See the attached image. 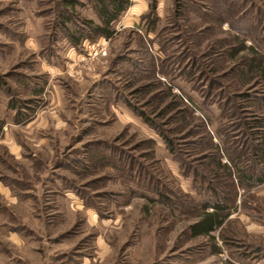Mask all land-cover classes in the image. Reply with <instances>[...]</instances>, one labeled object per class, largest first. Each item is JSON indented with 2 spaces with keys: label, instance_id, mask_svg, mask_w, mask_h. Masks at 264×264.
Here are the masks:
<instances>
[{
  "label": "rangeland",
  "instance_id": "1",
  "mask_svg": "<svg viewBox=\"0 0 264 264\" xmlns=\"http://www.w3.org/2000/svg\"><path fill=\"white\" fill-rule=\"evenodd\" d=\"M78 1L72 14L65 0H0V264L59 253L92 264H236L263 253L264 229L252 226H264V183L235 181L238 168L264 172L251 156L264 142V0H156L154 71L134 34L151 26L149 14L134 29L151 0H130L111 39L75 47L62 14L70 28L78 17L99 23L94 2ZM254 58L261 69L250 71ZM233 151L228 176L221 165ZM216 200L228 205L222 225L190 237L193 202Z\"/></svg>",
  "mask_w": 264,
  "mask_h": 264
},
{
  "label": "trees",
  "instance_id": "2",
  "mask_svg": "<svg viewBox=\"0 0 264 264\" xmlns=\"http://www.w3.org/2000/svg\"><path fill=\"white\" fill-rule=\"evenodd\" d=\"M93 2V9L97 14V17L99 19V23H94L91 19H85V18H80L78 23H73V26L70 28L69 26L67 27L66 23L71 21L70 15L69 14H62V17L59 19V28L63 31L64 37L69 41V43L72 46H78L84 39H88L90 41L95 40L96 38H105V39H111L117 32V30L114 27V23L118 21L120 15L126 11V9L130 6V0H92ZM156 0H151L148 7H149V13L146 15H141L139 23L134 24V29H142L143 26V21L144 18H146L147 15L151 14L153 16L152 20L149 22L151 25L150 28L145 27L144 32H146V35H143L142 37L139 34L134 33L137 35L140 39L141 42V47L140 51L142 53H145L147 56L150 65L152 64V71L156 69V62L162 61V59L156 55H153V53L150 51H147V49L151 48L152 44V39H149L147 37V32L151 31L157 21V18L155 16L154 10H155V5H156ZM75 5H81L80 1L78 0H65L63 3V8L67 12V10H71V13L74 14V8ZM135 32V31H134ZM236 50V49H235ZM236 53V51H234ZM167 60V59H166ZM132 67H136V64L133 62H129ZM154 64V65H153ZM261 69V61L260 59H251L250 63L248 65V70H253V69ZM160 73H163L161 69H159ZM262 72L264 73V67L262 68ZM165 74V73H163ZM131 86V85H129ZM169 86V90H171ZM37 92H41L38 90ZM175 98H179L180 104H183V98L181 96H176L173 95ZM188 102L193 106L190 100ZM126 104H128L132 109H135V107L131 104V102L125 101ZM186 109L188 110L189 114L196 109ZM187 112V111H186ZM183 113V112H182ZM141 118L144 119L146 123L157 129V132H160L159 129V124L151 117H148L145 115L144 112H139L138 113ZM185 115V114H184ZM3 126H4V121L0 119V135L2 134L3 131ZM201 126L203 127L204 130V124L201 121ZM257 126H260L264 128V118L259 119ZM264 134V133H263ZM159 135L162 137V139L165 141L167 147L169 148L170 152L173 153L174 143L171 141V139L167 138L165 133H159ZM261 137V136H260ZM264 141V140H263ZM259 143H256L253 146V153H251V156H256L258 159H262V163H264V142L258 141ZM210 146L214 149L213 154H212V161L217 162V164H220L219 160V154L218 150L219 147L214 144L213 142H209ZM227 151V150H225ZM94 158V157H93ZM228 160L221 165V167L227 171L226 175L232 176L233 172L231 171L232 168L230 164L236 165L234 161L239 160V155L237 154L236 151L231 152L228 154ZM253 159L251 161H248L249 164H251ZM232 162V163H231ZM251 166V165H250ZM249 166V167H250ZM246 167L244 168H238L236 170V175L238 176V181H235L236 185L239 187L243 183L247 184L248 186L253 185L255 183L261 184L264 183V172L260 174L259 176L253 175V166L250 168ZM249 168V169H248ZM232 184L233 180H232ZM133 193V191H131ZM78 195L82 199L84 205L87 207H92L96 210V212L99 214V211L92 203V199L85 195L83 192H78ZM151 200L150 198H148ZM194 206H198L200 211L199 215L197 216L196 220L194 223H192L189 226V236L192 238L195 237H207V238H212L211 233L216 229L219 228L222 223L224 222L226 216H227V209L228 205L224 204L220 200H216L215 202L213 201H200V202H193ZM208 208H211L212 211H207ZM100 215V214H99Z\"/></svg>",
  "mask_w": 264,
  "mask_h": 264
},
{
  "label": "crops",
  "instance_id": "3",
  "mask_svg": "<svg viewBox=\"0 0 264 264\" xmlns=\"http://www.w3.org/2000/svg\"><path fill=\"white\" fill-rule=\"evenodd\" d=\"M78 199H79L80 202H82L81 204H83L82 199H80L79 197H78ZM82 206H84V208L87 210V212L91 216L97 217V214H96L97 212H96V210L94 208L87 207L84 204ZM252 227L256 230V232H259L258 230H263L264 229V226L253 225ZM11 235L12 234L9 233V238H8L9 240L11 238L12 239L15 238V237H13ZM96 243L99 244L98 241ZM102 243H103V241H102ZM100 254L101 253H99V256H100ZM48 256H49L50 261H49V263L46 262V264H92V261L94 260L93 258L91 259L90 256H86V255H78L76 259H72L71 255L67 254V253L50 254ZM98 258H100V257H98ZM238 263L239 264H264V252L259 254L257 257L250 258L249 260H247V262L239 261ZM238 263H236V264H238ZM22 264H26V263H22Z\"/></svg>",
  "mask_w": 264,
  "mask_h": 264
},
{
  "label": "built area",
  "instance_id": "4",
  "mask_svg": "<svg viewBox=\"0 0 264 264\" xmlns=\"http://www.w3.org/2000/svg\"><path fill=\"white\" fill-rule=\"evenodd\" d=\"M105 53L104 51H102V54Z\"/></svg>",
  "mask_w": 264,
  "mask_h": 264
}]
</instances>
